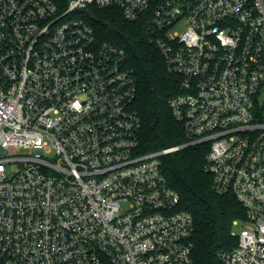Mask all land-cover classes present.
<instances>
[{
  "label": "built area",
  "instance_id": "built-area-1",
  "mask_svg": "<svg viewBox=\"0 0 264 264\" xmlns=\"http://www.w3.org/2000/svg\"><path fill=\"white\" fill-rule=\"evenodd\" d=\"M92 8L146 23L185 144L142 152L136 78ZM201 144L245 210L221 262L264 264V0H0V264H192L161 159Z\"/></svg>",
  "mask_w": 264,
  "mask_h": 264
},
{
  "label": "trees",
  "instance_id": "trees-1",
  "mask_svg": "<svg viewBox=\"0 0 264 264\" xmlns=\"http://www.w3.org/2000/svg\"><path fill=\"white\" fill-rule=\"evenodd\" d=\"M64 8L67 0H53ZM89 21L99 40L125 49L137 81L134 110L141 119L140 142L144 153L163 151L187 142L169 102L179 94V80L170 75L160 52L150 44L144 21L128 22L117 9L92 8ZM207 144L187 146L163 156L162 171L180 196L181 209L194 219L192 264H223L220 254L238 244L234 222L245 220L237 199L221 195L207 169Z\"/></svg>",
  "mask_w": 264,
  "mask_h": 264
},
{
  "label": "rangeland",
  "instance_id": "rangeland-1",
  "mask_svg": "<svg viewBox=\"0 0 264 264\" xmlns=\"http://www.w3.org/2000/svg\"><path fill=\"white\" fill-rule=\"evenodd\" d=\"M242 229H246V226H240L239 228H235V233L239 234L241 232Z\"/></svg>",
  "mask_w": 264,
  "mask_h": 264
}]
</instances>
